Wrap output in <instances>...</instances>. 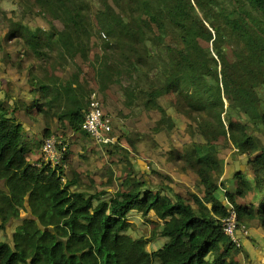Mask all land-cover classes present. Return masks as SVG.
Wrapping results in <instances>:
<instances>
[{
  "label": "trees",
  "instance_id": "16d2710c",
  "mask_svg": "<svg viewBox=\"0 0 264 264\" xmlns=\"http://www.w3.org/2000/svg\"><path fill=\"white\" fill-rule=\"evenodd\" d=\"M34 3L61 24L51 31L18 27L22 44L36 58L49 59L54 51L86 58L96 33L104 53L95 57L102 90L117 83L126 106L138 99L145 109L158 110L156 131L163 123L173 125L158 99L174 95L175 111L204 138L177 157L197 176L200 194L169 195L132 179L126 189L101 198L104 191L71 189L78 180L66 177L67 153L54 167L33 160L37 146L30 145L17 113L35 110L45 123L56 118L58 126L86 135L82 124L94 93L77 75L65 84L44 72L33 78L29 104L0 98V229L21 220L12 245L0 239V264H229L239 248L222 220L234 212L239 236L253 220L264 226V141L247 125L264 130V0ZM51 135L46 124L43 137ZM221 137L246 158L229 191L211 177L220 167L215 143ZM21 210L29 216L22 218ZM132 210L145 217L153 212L149 237L127 233ZM159 238L165 239L161 246L149 251Z\"/></svg>",
  "mask_w": 264,
  "mask_h": 264
},
{
  "label": "rangeland",
  "instance_id": "374dc122",
  "mask_svg": "<svg viewBox=\"0 0 264 264\" xmlns=\"http://www.w3.org/2000/svg\"><path fill=\"white\" fill-rule=\"evenodd\" d=\"M19 26L44 31L61 28L60 22L40 10L34 0H0V98L8 104H12L11 97L25 100L29 104L32 101L29 92L33 88L34 77L46 72L47 76L51 74L69 84L77 75L78 80L85 81L90 92H94L91 98L94 96L99 101L102 113L111 123L109 139L97 144L87 134L73 132L67 124L64 127L58 126L56 118L45 123L43 115L35 110L31 113L20 110L17 116L28 132L31 140L29 143L37 146L34 148L33 160L41 158V145L37 142L44 139L43 130L47 124L52 134L62 136L61 148L64 154H68L63 169L68 179L74 177L78 180L77 184H72V190L87 193L104 191L101 198H107L126 189L127 182L136 179L146 181L149 188L160 189L169 195L172 191L187 198L200 194L197 176L187 170L184 162L177 157L191 148L192 144L204 142V138L196 131L193 121L175 111L173 94L158 99L172 118L173 125L163 123L161 129L156 131L160 119L158 110L145 109L138 99L132 106H126L119 84L114 83L107 90H102L98 84L100 66L95 63V57L104 54L101 36L96 33L91 36V48L86 58L79 55L74 58L59 57L57 51H54L53 57L41 60L22 44L17 34ZM226 50L230 55L232 44H227ZM145 84L141 82V85ZM222 116L226 120V114ZM243 122L246 123V119ZM247 123L254 135L264 141V130L255 131ZM215 145L220 167L211 172V177L226 191L233 190L232 175L240 165L246 164V158L238 154L227 138L221 137ZM220 198L225 201L223 195ZM20 215L24 218L29 216V212L21 210ZM149 218H155L153 212L145 217L137 210L130 211L127 220L131 227L127 233L133 237H149L152 228L147 223ZM20 222L18 219L8 222L4 229H0V239L12 245L11 235ZM239 239L242 240L237 252L239 254L229 258V264H264V226L259 221H251L244 225ZM164 240L159 238L152 242L148 250L159 248Z\"/></svg>",
  "mask_w": 264,
  "mask_h": 264
},
{
  "label": "built area",
  "instance_id": "2783aa9c",
  "mask_svg": "<svg viewBox=\"0 0 264 264\" xmlns=\"http://www.w3.org/2000/svg\"><path fill=\"white\" fill-rule=\"evenodd\" d=\"M100 107L101 105L99 101L92 96V98H90V109L82 124V129L89 137L93 138L97 144L105 143V141L109 139L108 133L111 131L110 120L102 113ZM62 142L61 135L52 134L45 138L40 147L41 161L52 167L62 164L64 153L63 149L59 147ZM222 225L225 234L231 239L235 246L239 248L242 240L239 239L237 221L234 212H231L222 220Z\"/></svg>",
  "mask_w": 264,
  "mask_h": 264
},
{
  "label": "crops",
  "instance_id": "0c3cea01",
  "mask_svg": "<svg viewBox=\"0 0 264 264\" xmlns=\"http://www.w3.org/2000/svg\"><path fill=\"white\" fill-rule=\"evenodd\" d=\"M41 147V146H40ZM33 155V154H32ZM240 167H241V165H240ZM233 188H234V182H233Z\"/></svg>",
  "mask_w": 264,
  "mask_h": 264
}]
</instances>
